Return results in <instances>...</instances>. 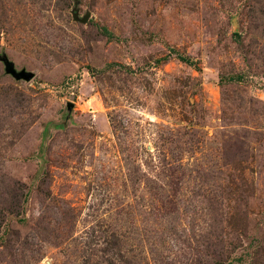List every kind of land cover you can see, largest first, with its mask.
Masks as SVG:
<instances>
[{"label":"rangeland","instance_id":"rangeland-1","mask_svg":"<svg viewBox=\"0 0 264 264\" xmlns=\"http://www.w3.org/2000/svg\"><path fill=\"white\" fill-rule=\"evenodd\" d=\"M0 55V264H264V0H0Z\"/></svg>","mask_w":264,"mask_h":264},{"label":"trees","instance_id":"trees-1","mask_svg":"<svg viewBox=\"0 0 264 264\" xmlns=\"http://www.w3.org/2000/svg\"><path fill=\"white\" fill-rule=\"evenodd\" d=\"M102 34L105 35L106 37H108L109 39H112V38L114 37L113 33L110 32V31H109L107 28H105V27L102 28ZM178 57H179V59H180L182 62H184V63H186V64H188V65H195V63L191 60L190 57L181 56L180 54H178ZM166 59H167L166 57L163 58V61L166 60ZM160 61H161V59H160V60H157V63H159ZM163 61H161V62H163ZM111 65L119 66V67H121V68H123V69H126L128 72L131 71V69H129V68L125 67V66H122L121 64L114 63V64H111ZM111 65H110V66H111ZM227 81H232V82H234L233 78H228ZM160 188H162V187H160ZM19 191H20V190H19ZM21 194H22V192H21ZM27 196H28V194H25V201L27 200ZM16 215H18V214H16ZM119 235H121V234H119ZM121 236H122V235H121ZM113 238H114L113 246L118 248V247H119L118 244H120V237H119V240H118V236H117V234H114V233H113ZM117 240H118V242H117ZM120 246H121V245H120ZM118 250H119V249H118ZM104 251H105V250H102L101 252L104 253ZM109 260H110V259H109ZM88 263H89V262H88ZM91 263H92V262L90 261V264H91ZM86 264H87V262H86Z\"/></svg>","mask_w":264,"mask_h":264},{"label":"water","instance_id":"water-1","mask_svg":"<svg viewBox=\"0 0 264 264\" xmlns=\"http://www.w3.org/2000/svg\"><path fill=\"white\" fill-rule=\"evenodd\" d=\"M0 58L8 66V72H9V74H11L17 80L31 81L32 79L35 78L34 73L29 72L27 70H22L21 72H17L16 71V68H15V64L13 62H10L5 55H0Z\"/></svg>","mask_w":264,"mask_h":264}]
</instances>
